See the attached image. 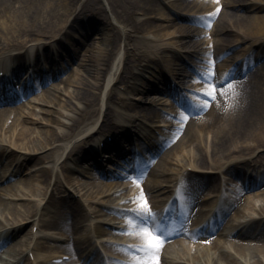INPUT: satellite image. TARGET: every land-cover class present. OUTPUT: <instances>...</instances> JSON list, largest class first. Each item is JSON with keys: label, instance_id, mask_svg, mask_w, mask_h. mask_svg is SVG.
<instances>
[{"label": "bare ground", "instance_id": "1", "mask_svg": "<svg viewBox=\"0 0 264 264\" xmlns=\"http://www.w3.org/2000/svg\"><path fill=\"white\" fill-rule=\"evenodd\" d=\"M138 11L141 14L134 17ZM213 17L214 39L209 44L201 36L205 19ZM154 19L161 23L152 24ZM100 20L105 23L89 30L95 34L87 42L88 25ZM71 33L81 40L80 51ZM117 48V63L112 59L108 65ZM135 57L140 58L136 65L132 63ZM257 57L264 59V0H0L1 183L19 175L25 160L52 164L16 182L23 185L21 189L10 182L0 187V244L26 223L32 224L17 241L0 248V264H44L56 256H66L58 264H77L76 256L89 260L88 264H100L99 253L80 229L98 226L104 233L106 228L100 229L104 224L113 228L111 238L124 237L120 231H126L128 223L119 228L116 218L126 207L138 205L130 200L139 191L151 213L156 214L172 196L171 201L178 197V202L168 208L166 216L177 211L180 203L186 208L183 227L167 239L153 264H264V60L244 71L242 80L235 74L253 65ZM156 61L163 67L159 69L162 80L151 88L142 76L155 74L150 66ZM189 63L196 67L190 68ZM63 72L65 87L53 83L41 97L32 95L25 107L6 106L15 94L22 96L36 88L41 76L49 81L60 79ZM164 72L170 84L162 78ZM209 73L215 85L233 81L216 90L210 103L195 97V105L208 107L203 116L188 118L190 108L186 114L176 111V105L184 107L187 92L204 96ZM17 78L14 84L18 86L11 88L10 81ZM169 89L176 90L175 103L166 98ZM11 90L12 98L4 95ZM150 107L178 121L162 120ZM100 130L105 137L102 147L96 137ZM156 130L162 135L160 140L153 137ZM120 142L134 143L138 148L133 149L149 154V162L158 159L155 167L146 170L150 178L143 189L137 185L132 189L135 196L124 194L120 188L124 183L113 177L136 178L147 164L139 158L136 164L137 158L129 157L132 149L126 158ZM158 145L166 151L157 154ZM92 146L99 158L85 154ZM113 146L116 150L101 154ZM253 156L263 169L239 176L234 167L247 164ZM118 158L128 173H97L100 162L109 160L114 165ZM83 165L92 173L82 171ZM80 174H87L88 181L77 179ZM208 174L219 182L210 184L199 178ZM70 189L82 203L74 196L75 201L60 195L63 191L70 196ZM2 196L25 202H5ZM57 198L65 201L55 206L62 210L45 216ZM128 201L130 206H126ZM95 203L108 212L94 224L84 215L92 213ZM77 210L85 212L72 219L71 212ZM197 226L198 231H193ZM43 228L52 231L43 232ZM54 230L69 235L64 246L52 248L40 242L57 241ZM129 240L141 245L139 236L129 235ZM106 251L117 254L122 250L108 245ZM31 254L32 262H28ZM124 264H135V260Z\"/></svg>", "mask_w": 264, "mask_h": 264}, {"label": "rangeland", "instance_id": "2", "mask_svg": "<svg viewBox=\"0 0 264 264\" xmlns=\"http://www.w3.org/2000/svg\"><path fill=\"white\" fill-rule=\"evenodd\" d=\"M157 2H159V0H156ZM203 3H205V2H207V1H209V0H201ZM91 11H93L92 9H90ZM166 10H164V12H165ZM93 13V12H92ZM139 14H141V12L140 11H138L137 12V14L134 16V13H133V15L132 16H134V17H138V15ZM167 15V14H166ZM88 18H90L89 16H88ZM70 20V19H69ZM69 22V21H68ZM140 22H142V21H140ZM205 22H206V25L203 27V29H204V34L201 36L202 37V41H205L206 43H211L212 42V40L214 39V36H213V34H212V31H213V23L215 22V18L213 17V18H211V19H205ZM103 23H105V22H103V21H96V22H94L93 24H91V25H88V28L86 29V30H88V32H85V35H86V33H87V38H86V40H87V42H91L92 41V37L94 38V32L93 31H89V30H91V29H93V27H95V24H100V25H102ZM151 23L152 24H159V23H161V20H158V19H154V20H152L151 21ZM111 28V27H110ZM82 31H84V30H82ZM71 34H73V35H71L72 36V39L75 41V43H76V45L78 46V50L80 51L82 48H83V45L81 46L80 44H81V40H79V37H78V35L76 34V33H71ZM235 36V35H234ZM238 37V36H237ZM230 38H232V39H235V37H233V35H232V37H230ZM241 46V45H240ZM240 49H241V47H238V49H236V51H240ZM71 51V50H70ZM70 51H68L69 52V54L71 55V57H73V55L71 54V52ZM242 52V51H241ZM240 52V53H241ZM118 48L116 49V51H115V53L114 54H112L110 57H109V59H108V65L109 64H111V62H112V59L113 60H115L116 61V63H117V58H116V56L118 55ZM240 53H238V54H240ZM146 57V56H145ZM195 59V58H194ZM199 59V58H198ZM197 60V59H196ZM256 60H258V59H256ZM256 60H255V62H256ZM264 60V59H263ZM212 61H213V59H212ZM114 63V62H113ZM132 63L134 64V65H136V64H138V63H140V58L138 57H135L133 60H132ZM196 64V63H195ZM151 65H153V63L151 64ZM67 67H69V63H68V65H67ZM189 67L191 68H195L196 67V65H194V63H189ZM150 68L151 69H153V70H155V74H152V72L150 73V76L148 75V74H145V73H143V79L144 80H146L149 84H150V87L152 88H154V87H156V86H158V84L160 83V81L162 80L161 79V77L159 76V73H161V72H159V69L161 68V69H163V67L161 66V63H159V61L157 62H155L154 63V66H150ZM131 71V70H130ZM129 71V72H130ZM242 73H244V71L243 70H240L238 73H235V74H237V76L238 77H236L237 79H243L244 77H245V75L243 76V77H241V75H242ZM60 76V79L58 78V79H51V80H49V81H46L43 85H41L40 84V86H39V88L38 89H35L34 90V94L36 95V97H41L42 96V94H43V91H45L46 89H48V87L51 85V84H53V83H55V84H57L58 83V85L59 86H66V84H64L63 82H61V81H64V79L67 77V75H64V72L63 73H61V75H59ZM58 76V77H59ZM43 78H44V75H43ZM162 78L163 79H168V80H170L169 79V76L166 74V72H164V73H162ZM154 79V80H153ZM155 79H157V81H155ZM43 81V79H41V82ZM233 80L232 79H228V81H226V82H221L220 84H217L216 85V89L217 90H220L221 88H223V86L224 85H226V84H228L229 82H232ZM119 87H122V86H119ZM73 89H72V87L71 88H69V91H72ZM210 90H211V88H209V87H207V90H205V93L206 92H210ZM152 91H150V93H151ZM33 94V95H34ZM195 97L196 98H199V99H202L203 101H207L208 103H210L211 101H212V98H211V96H209V95H206V97H204V96H202V95H198L197 93H194V92H189V93H187V97H186V104H190V105H193L192 106V108H193V111H192V113L190 114V115H188V118H192V117H200V116H203L204 114H205V112L208 110V107H198V106H196L195 104H193V99L195 100ZM24 99V98H23ZM20 100V101H16L15 103H12V104H8L9 106H17V105H19V106H26L27 105V100H31V97H28V99L27 100ZM22 102V103H21ZM144 106V108L145 107H149V105H143ZM3 107V106H2ZM153 111H155V108L154 107H150ZM178 111L179 112H183V111H185L184 109H183V107H178ZM114 113V111H112V114ZM145 113V112H144ZM158 114H160V115H162L161 113H159L158 112ZM163 117H161V119L162 120H165L166 118L167 119H169L170 120V122H175V121H178L176 118H175V116L173 117H166V116H164V115H162ZM97 129V128H96ZM99 134H97L98 136L101 134V130H100V132H98ZM105 137H102V139H104ZM94 140H95V138H94ZM94 140L92 141V142H94ZM91 143V142H90ZM108 143V142H107ZM93 144H95V142L93 143ZM92 143H91V145H93ZM173 144V142H170V144H168V146L166 147V149H169V147L171 146ZM104 146V145H103ZM69 149V148H68ZM105 149H106V151L107 150H110L111 148H106L105 147ZM159 149H160V146H159ZM162 150V151H161ZM62 151V149H60V151L59 152H61ZM166 150H164L163 151V149H160V151H158L157 152V154H160L159 152H165ZM85 154H89V155H92V156H94V158L95 157H97V158H99V155L97 154V150L95 149V146H92V148L90 149V148H88L87 149V151H86V153ZM147 157H149V154L148 155H146V154H144V158H147ZM257 158V156H253L252 158H250V161H248V163L247 164H245V163H242V164H238L237 166H235L234 168H235V171L236 172H238L239 173V176H242L241 175V173H243L244 175H245V173H247V171H249V170H252V169H263V167H260L256 162H255V159ZM146 161V162H145ZM145 161L144 162H142L141 164H147V167L145 168V170H144V172H143V174L142 175H139L140 174V172L137 174L136 173V175H137V177L136 178H139V180L140 181H138V186H139V190L140 189H143V185H144V183H145V180L146 179H148V178H150L149 177V175H147V173L149 172L148 171V169L151 167V166H156V163L158 162V159L157 158H154V159H152L150 162H149V159H145ZM67 163H70V162H67ZM99 163V162H98ZM103 164H101V163H99L97 166H96V169H97V171L100 169V170H102V171H104V172H107L109 169H110V167H109V165H108V163L106 162V161H104V162H102ZM140 164V165H141ZM145 164V165H146ZM41 166H46V167H51L52 166V164H42L40 161H37L36 160V158L34 159V158H32V159H29V160H25V161H23L22 162V165L20 166L22 169H21V173L19 174V175H15L14 177H12L11 179H9L8 180V182H7V184L10 182V183H15L16 184V186H19L20 187V189L21 188H23V185L22 184H18V183H16V182H19L21 179H26V178H28V176H29V173H31V172H33V170H35V169H39ZM80 169L82 170V171H87V172H89V173H92L91 172V168L89 169V170H86L85 168H84V165H83V167H80ZM148 172H147V171ZM213 174V173H212ZM251 174V173H250ZM261 174H263V173H261ZM243 175V176H244ZM139 176V177H138ZM88 175L87 174H85L84 176H82V174H80V175H78V176H76V178L78 179L79 178V180H81V181H85V180H87L88 181ZM264 177V176H263ZM134 178V177H133ZM133 178L132 177H130V178H125V179H123V178H120L119 180H121L124 184H122L121 185V187L120 188H124V190H123V192H124V194L126 193V194H134V196L137 194H139V193H141V191H139L138 193L136 192V194L135 193H133V191H135V190H133L132 191V189L134 188V186L136 187V183H133ZM199 178H203V180H206V181H209L210 182V184H215V183H218L219 182V179H216V181H215V176H211V174H208V175H202V176H200ZM118 180V179H117ZM263 180H264V178H263ZM262 183H264V181L262 182ZM65 187H67V186H65ZM208 188V187H207ZM207 188L205 189V190H207ZM20 189H18V190H16L17 191V195H21V193L19 192V190ZM122 192V193H123ZM143 192V191H142ZM69 193H70V196L69 195H67L66 193L64 194V192L62 191L61 192V196L62 197H65L67 200H74L75 201V198L74 197H76L80 202H81V200H80V198H79V196H78V194H77V192L75 193V192H73L71 189H70V191H69ZM68 193V194H69ZM72 195V196H71ZM74 196V197H73ZM2 197H4V196H2ZM5 198H6V196H5ZM10 198H13V197H8V198H6L5 200H3V201H5V202H11V203H21V202H25V201H22V200H20V201H18V200H15V202H13V201H11L12 199H10ZM15 198V197H14ZM16 199V198H15ZM98 200V202H102L103 200H101V199H97ZM131 202H132V200H130ZM130 201H128V202H126V206H130L132 203L130 202ZM62 202L63 203H65V201L64 200H62L61 198H57V202H55L54 203V201L53 202H51V206H50V210L49 211H47L46 213H45V216L47 215V216H50V215H52L53 214V212H55L56 210H62V208H60V209H56V207H58V206H62L61 204H62ZM82 203V202H81ZM133 204H135V203H133ZM56 206V207H55ZM137 207H138V205L136 206V207H131V208H129V207H126V209H124V212L123 211H121V215H119V216H117V217H120V218H116V222H119V223H115V224H117L116 226H118L119 228L120 227H122L123 228V226L125 225V224H127V221L126 222H124V223H120V221H123L124 219H126L132 212H134L135 210H137ZM1 208V207H0ZM64 210H66V208L64 207L63 208ZM91 212L92 213H86V215H84L85 216V219L88 221V222H91V223H94L96 220H99V219H101V217L103 218L104 216L103 215H105L106 213H107V210L103 207V206H101V205H99V203L97 204H94V205H92V207H91ZM84 212L85 211H83V210H77V211H73V212H71V214H72V216H75V217H72V219H74V218H76V217H79V216H82L83 214H84ZM111 216V215H110ZM155 221H156V219H155ZM156 224V223H155ZM159 224V223H158ZM31 223H26V225H24L23 226V230H20L19 232H18V234L16 233L14 236H12V235H7L5 238H4V240H3V242L0 244V245H5V244H10V243H13V242H15V241H17L27 230H29L30 229V227H31ZM97 227L98 226H94V227H91V228H89V229H85V228H83L82 227V229H80V233L81 234H84L85 236H86V238L90 241V243H91V245H90V247H92V249H96L97 250V252L99 253V257L101 258V256H102V258H104V256H107L108 257V259L106 260V258L105 259H103V262H105L106 264H124L126 261H128V259H130V258H132V260L134 259V255H138V254H135L134 252H133V250L138 246V245H134V244H132L131 243V241L129 240V235H125L124 237H122V238H111L110 237V235H109V233H111V232H114V231H112L113 230V228H110V227H108L107 225H104V224H102L101 226H100V229H103V230H105V228H106V231L104 232V234H101L100 232H99V230L97 229ZM33 230H35V228L33 229ZM43 232H46L47 230H49V231H52L50 228H43V229H41ZM118 230H123V229H118ZM127 230V229H126ZM54 231H56L57 233H56V238H58V241H51V240H41L40 242H44V243H46V244H48L49 246H51L52 248H54L55 246H58V245H63L64 244V242L66 241V240H68V236H66L63 232H61V231H59V230H54ZM125 232V230L124 231H120V233H124ZM128 243V244H127ZM126 244V245H125ZM113 246V247H116V248H119L120 250H122L121 252H118L117 254L116 253H114V254H111V253H109V255H108V253H107V251H106V248H107V246ZM87 246L85 245L84 246V248H86ZM83 248V249H84ZM126 253V255L125 254H123V253ZM128 253V254H127ZM128 255V256H127ZM53 258V257H52ZM52 258L51 259H49V260H44V264H52ZM127 258V259H126ZM32 259H33V255L31 254V255H29L28 256V262H32Z\"/></svg>", "mask_w": 264, "mask_h": 264}, {"label": "snow or ice", "instance_id": "3", "mask_svg": "<svg viewBox=\"0 0 264 264\" xmlns=\"http://www.w3.org/2000/svg\"><path fill=\"white\" fill-rule=\"evenodd\" d=\"M218 11V9H217ZM213 73H209L205 77V85L212 89L211 93H204L215 98L216 85L213 82ZM229 87H231L229 85ZM207 103V101H205ZM139 178H134L133 183L138 186ZM134 203L138 204L137 210L132 212L126 219L128 229L122 233L125 235L139 236L141 238V245L137 246L133 252L135 264H153L158 261L159 249L166 242L165 237L167 233L159 225L154 222L150 223V219L154 218V213H151L147 204L144 193L141 191L136 197L133 198Z\"/></svg>", "mask_w": 264, "mask_h": 264}]
</instances>
